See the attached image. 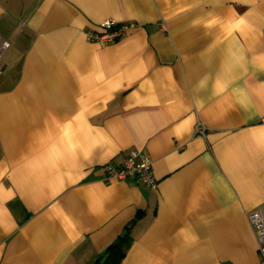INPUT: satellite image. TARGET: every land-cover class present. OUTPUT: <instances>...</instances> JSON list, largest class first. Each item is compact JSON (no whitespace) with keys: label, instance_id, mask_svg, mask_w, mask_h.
Listing matches in <instances>:
<instances>
[{"label":"crops","instance_id":"0c3cea01","mask_svg":"<svg viewBox=\"0 0 264 264\" xmlns=\"http://www.w3.org/2000/svg\"><path fill=\"white\" fill-rule=\"evenodd\" d=\"M3 40L0 264H260L264 0H0ZM136 149L155 187L105 174Z\"/></svg>","mask_w":264,"mask_h":264},{"label":"built area","instance_id":"2783aa9c","mask_svg":"<svg viewBox=\"0 0 264 264\" xmlns=\"http://www.w3.org/2000/svg\"><path fill=\"white\" fill-rule=\"evenodd\" d=\"M136 26L135 22H122L113 19H105L101 21L97 28L85 29L86 39L97 43L99 46H105L108 43L118 40L129 30ZM8 42L3 40L0 44V53ZM196 134H204V127L195 126ZM152 159L148 154L140 150H131L124 158V162L116 164L109 162L105 164V174L109 178L116 177L119 179L132 178L143 185L155 187L156 177L152 170ZM252 231L255 232L256 243L258 248V256H260V264H264V206H258L246 214Z\"/></svg>","mask_w":264,"mask_h":264},{"label":"trees","instance_id":"16d2710c","mask_svg":"<svg viewBox=\"0 0 264 264\" xmlns=\"http://www.w3.org/2000/svg\"><path fill=\"white\" fill-rule=\"evenodd\" d=\"M130 239L127 235L119 236L110 245L105 248L104 253L94 261V264H120L121 259L124 257ZM104 260L103 262L101 259Z\"/></svg>","mask_w":264,"mask_h":264},{"label":"water","instance_id":"95a60500","mask_svg":"<svg viewBox=\"0 0 264 264\" xmlns=\"http://www.w3.org/2000/svg\"><path fill=\"white\" fill-rule=\"evenodd\" d=\"M125 233V230L122 232V234L121 235H123ZM103 260H104V257H103V259H101V261L103 262Z\"/></svg>","mask_w":264,"mask_h":264}]
</instances>
